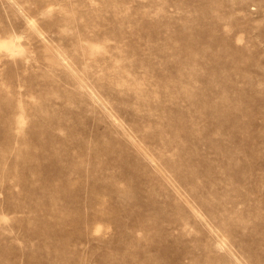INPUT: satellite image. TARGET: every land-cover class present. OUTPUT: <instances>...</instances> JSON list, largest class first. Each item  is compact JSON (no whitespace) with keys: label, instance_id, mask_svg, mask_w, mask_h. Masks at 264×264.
I'll return each instance as SVG.
<instances>
[{"label":"rangeland","instance_id":"1","mask_svg":"<svg viewBox=\"0 0 264 264\" xmlns=\"http://www.w3.org/2000/svg\"><path fill=\"white\" fill-rule=\"evenodd\" d=\"M0 264H264V0H0Z\"/></svg>","mask_w":264,"mask_h":264}]
</instances>
